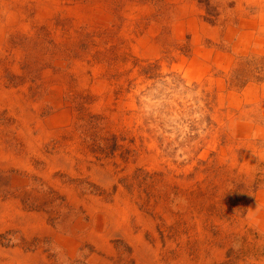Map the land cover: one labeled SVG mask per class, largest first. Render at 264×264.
I'll list each match as a JSON object with an SVG mask.
<instances>
[{
  "label": "rangeland",
  "instance_id": "374dc122",
  "mask_svg": "<svg viewBox=\"0 0 264 264\" xmlns=\"http://www.w3.org/2000/svg\"><path fill=\"white\" fill-rule=\"evenodd\" d=\"M0 264H264V0H0Z\"/></svg>",
  "mask_w": 264,
  "mask_h": 264
},
{
  "label": "bare ground",
  "instance_id": "6f19581e",
  "mask_svg": "<svg viewBox=\"0 0 264 264\" xmlns=\"http://www.w3.org/2000/svg\"><path fill=\"white\" fill-rule=\"evenodd\" d=\"M112 216V215H111ZM115 217V216H114ZM112 222L114 223V218H111ZM118 221V220H117ZM14 254H17V252H14ZM39 254V253H38Z\"/></svg>",
  "mask_w": 264,
  "mask_h": 264
}]
</instances>
